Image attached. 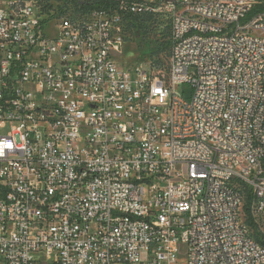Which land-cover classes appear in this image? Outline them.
I'll use <instances>...</instances> for the list:
<instances>
[{
	"label": "built area",
	"instance_id": "2783aa9c",
	"mask_svg": "<svg viewBox=\"0 0 264 264\" xmlns=\"http://www.w3.org/2000/svg\"><path fill=\"white\" fill-rule=\"evenodd\" d=\"M115 1L0 0V264H264V0ZM156 9L168 72L120 69L116 23Z\"/></svg>",
	"mask_w": 264,
	"mask_h": 264
},
{
	"label": "rangeland",
	"instance_id": "374dc122",
	"mask_svg": "<svg viewBox=\"0 0 264 264\" xmlns=\"http://www.w3.org/2000/svg\"><path fill=\"white\" fill-rule=\"evenodd\" d=\"M85 1V0H84ZM40 7L44 14L56 15L57 17H80L79 11L72 3L67 0H41ZM62 9V13L59 14ZM50 15V16H51ZM133 19L137 20L139 28ZM170 16L159 10L148 11L147 13L131 16H121L120 21L116 23L114 30L118 37L124 41L122 52L115 56L116 65L122 70H147L153 74L160 71L168 72L171 55L170 50L159 55H152L144 50L146 46H151L161 41H168L170 37ZM58 25L54 22L45 26L46 35L53 38L57 35ZM143 45L145 48H143ZM179 92L186 101H190L193 96V87L190 84H184L179 88ZM4 131L3 133H7ZM180 261L187 258L188 247L186 244L179 245ZM43 260H49L48 255H37Z\"/></svg>",
	"mask_w": 264,
	"mask_h": 264
},
{
	"label": "trees",
	"instance_id": "16d2710c",
	"mask_svg": "<svg viewBox=\"0 0 264 264\" xmlns=\"http://www.w3.org/2000/svg\"><path fill=\"white\" fill-rule=\"evenodd\" d=\"M68 3H72L76 6V9L82 10L83 12H106V13H113L115 10H117V1L115 0H67ZM257 11V9L254 10L252 14H254ZM62 13V9L60 10L59 14ZM52 14V13H51ZM48 14V15H51ZM51 16H56V15H51ZM132 18V15H130ZM57 17V16H56ZM133 22L136 23L137 28H139V24L137 20L133 19ZM171 32V28H170ZM145 52H148L152 55H159L164 53L167 50H170V55H171V39L169 37V40L166 41H161L157 42L155 44H151V46H146L144 44L141 45ZM244 207L243 211L245 214V220L246 224L251 228L252 230V236L254 239L260 243L261 245L264 246V223L263 220L260 218H256L254 214L251 211V206H252V195L251 192L248 189H244Z\"/></svg>",
	"mask_w": 264,
	"mask_h": 264
}]
</instances>
